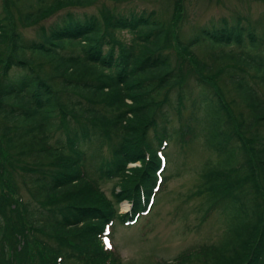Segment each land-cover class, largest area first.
I'll return each mask as SVG.
<instances>
[{"label": "trees", "instance_id": "1", "mask_svg": "<svg viewBox=\"0 0 264 264\" xmlns=\"http://www.w3.org/2000/svg\"><path fill=\"white\" fill-rule=\"evenodd\" d=\"M17 1H5L8 14ZM97 1L30 4L26 24L64 10L31 39L0 15V264H102L104 222L128 217L107 212L99 182L117 179L115 200L143 208L167 166L171 106L187 107L189 142L202 136L216 155L203 164L200 206L225 201L218 240L182 264H264V14L185 38L173 23L182 0L167 21L156 10H72Z\"/></svg>", "mask_w": 264, "mask_h": 264}, {"label": "rangeland", "instance_id": "2", "mask_svg": "<svg viewBox=\"0 0 264 264\" xmlns=\"http://www.w3.org/2000/svg\"><path fill=\"white\" fill-rule=\"evenodd\" d=\"M6 0H0V15L7 16L11 23L17 26L24 38H35L36 30L40 25L48 26L54 22L64 10L54 13L38 23L26 24L21 21L22 14L29 9V5L36 6L38 0H18L12 7L10 15L5 8ZM50 1V0H44ZM176 0H124L114 2L112 0H98L89 7H72L73 11L96 12L98 8L107 6L109 9L156 10L162 20L170 19L173 2ZM181 7L185 12L181 23L173 21L175 31H179L185 38L193 33V29L207 23H217L222 17L230 20L240 18L243 24L250 21L254 23L264 14V0H182ZM11 7V6H10ZM32 9V8H31ZM66 11V10H65ZM125 39L130 38L129 32H121ZM173 51V50H172ZM172 107V106H171ZM169 107L167 166L164 171V180L156 194V200L150 213L138 217V220L130 225L114 219L110 242L114 244L116 251L111 254L103 251L102 263L115 264L113 257H119L121 264H177V258L181 254L192 251L193 248L203 247V243L216 242L222 229L223 204L216 205L214 212L207 215L209 207H201V195L195 193L201 182V173L205 159L214 158L216 155L204 145V138L198 136L186 145L184 132L187 126H194L187 107L183 108L181 115L177 114L174 106ZM173 128L184 132L171 135ZM189 133V131L187 132ZM107 153V149H105ZM215 156H214V155ZM138 162L128 163L127 167L138 165ZM87 168L93 170L89 165ZM117 179H108L99 182L101 190L110 200V210L113 215L125 212L131 201L122 198L118 202L114 193L120 192L121 183H115ZM106 218V216H105ZM95 250V247L94 249ZM178 260V261H177ZM183 263V262H182ZM186 264V263H185Z\"/></svg>", "mask_w": 264, "mask_h": 264}]
</instances>
